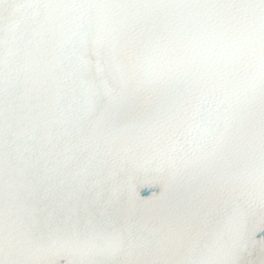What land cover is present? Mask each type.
<instances>
[{"label":"snow or ice","instance_id":"obj_1","mask_svg":"<svg viewBox=\"0 0 264 264\" xmlns=\"http://www.w3.org/2000/svg\"><path fill=\"white\" fill-rule=\"evenodd\" d=\"M0 264H264V0H0Z\"/></svg>","mask_w":264,"mask_h":264}]
</instances>
